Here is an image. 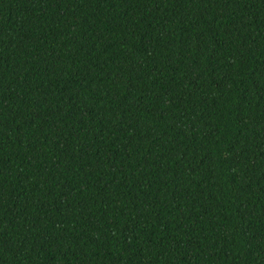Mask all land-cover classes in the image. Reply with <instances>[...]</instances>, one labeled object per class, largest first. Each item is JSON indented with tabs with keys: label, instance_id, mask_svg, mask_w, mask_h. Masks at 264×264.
<instances>
[{
	"label": "trees",
	"instance_id": "16d2710c",
	"mask_svg": "<svg viewBox=\"0 0 264 264\" xmlns=\"http://www.w3.org/2000/svg\"><path fill=\"white\" fill-rule=\"evenodd\" d=\"M0 264H264V0H0Z\"/></svg>",
	"mask_w": 264,
	"mask_h": 264
}]
</instances>
